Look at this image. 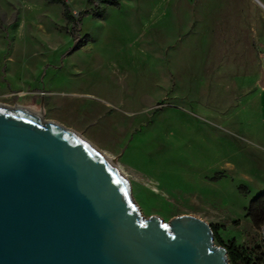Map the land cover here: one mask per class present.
Here are the masks:
<instances>
[{
    "label": "rangeland",
    "instance_id": "rangeland-1",
    "mask_svg": "<svg viewBox=\"0 0 264 264\" xmlns=\"http://www.w3.org/2000/svg\"><path fill=\"white\" fill-rule=\"evenodd\" d=\"M67 1L76 14L89 6ZM119 3L103 18L85 16L80 34L91 38L72 50L62 5L0 0V103L43 106L45 120L111 156L145 216L197 214L217 244L248 247L263 236L246 207L264 191V106L251 92L264 8L256 0Z\"/></svg>",
    "mask_w": 264,
    "mask_h": 264
},
{
    "label": "water",
    "instance_id": "water-1",
    "mask_svg": "<svg viewBox=\"0 0 264 264\" xmlns=\"http://www.w3.org/2000/svg\"><path fill=\"white\" fill-rule=\"evenodd\" d=\"M43 115L0 103V264H229L206 219L145 216L119 166Z\"/></svg>",
    "mask_w": 264,
    "mask_h": 264
},
{
    "label": "trees",
    "instance_id": "trees-1",
    "mask_svg": "<svg viewBox=\"0 0 264 264\" xmlns=\"http://www.w3.org/2000/svg\"><path fill=\"white\" fill-rule=\"evenodd\" d=\"M53 4L63 6V15L67 20V24L71 25V33L74 39V47L72 50H77L83 47L89 40L90 35L82 36L80 29L85 16L91 15L97 18H103L109 6H119V0H88L89 6L80 10L77 14L74 13L67 0H48ZM3 21L0 19V27ZM244 193L249 189L246 185L239 186ZM246 216H248L253 225L262 229L264 225V191L254 196L246 207ZM220 238V237H219ZM221 242L227 247L230 260L233 264H264V238L259 239L248 247H243L235 241L225 243L221 238Z\"/></svg>",
    "mask_w": 264,
    "mask_h": 264
},
{
    "label": "crops",
    "instance_id": "crops-1",
    "mask_svg": "<svg viewBox=\"0 0 264 264\" xmlns=\"http://www.w3.org/2000/svg\"><path fill=\"white\" fill-rule=\"evenodd\" d=\"M256 1L264 8V3L261 0H256ZM260 68H261V63H260ZM262 75H263V72L261 70V72L259 73V75L257 74V76H256L254 85L251 88L252 89L251 92L252 91H255L256 92V103L258 104L259 101H260V104H262L264 106V86H262L260 84L261 81H262ZM256 123H257V120L254 119L252 121V125H254L255 128H256ZM253 131H255V129H253Z\"/></svg>",
    "mask_w": 264,
    "mask_h": 264
},
{
    "label": "built area",
    "instance_id": "built-area-1",
    "mask_svg": "<svg viewBox=\"0 0 264 264\" xmlns=\"http://www.w3.org/2000/svg\"><path fill=\"white\" fill-rule=\"evenodd\" d=\"M260 63H261V70L264 74V51H261L260 53Z\"/></svg>",
    "mask_w": 264,
    "mask_h": 264
},
{
    "label": "bare ground",
    "instance_id": "bare-ground-1",
    "mask_svg": "<svg viewBox=\"0 0 264 264\" xmlns=\"http://www.w3.org/2000/svg\"><path fill=\"white\" fill-rule=\"evenodd\" d=\"M73 131V130H72ZM75 132V131H74ZM77 133V132H76ZM78 135H80L79 133H77ZM81 137H83L82 135H80ZM85 138V137H83ZM86 139V138H85ZM87 140V139H86ZM88 141V140H87ZM91 143V142H90ZM92 144V143H91ZM95 146V145H94ZM96 147V146H95ZM100 150V149H99ZM102 151V150H101ZM103 152V151H102ZM112 162H113V159L111 156H109L107 153L103 152ZM115 164V163H114ZM122 172V171H121ZM123 173V172H122Z\"/></svg>",
    "mask_w": 264,
    "mask_h": 264
}]
</instances>
